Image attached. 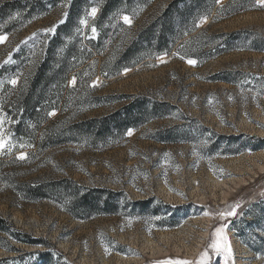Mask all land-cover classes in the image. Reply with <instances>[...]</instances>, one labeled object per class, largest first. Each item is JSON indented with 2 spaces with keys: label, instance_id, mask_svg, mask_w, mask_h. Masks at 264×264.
<instances>
[{
  "label": "rangeland",
  "instance_id": "rangeland-1",
  "mask_svg": "<svg viewBox=\"0 0 264 264\" xmlns=\"http://www.w3.org/2000/svg\"><path fill=\"white\" fill-rule=\"evenodd\" d=\"M8 1L13 0L0 4ZM171 1L156 0L140 8L133 20L127 15L130 24L120 15L117 22L128 28L99 62L122 51ZM226 2L219 0L217 7ZM65 10L62 5L5 36L0 58L34 32L54 26ZM96 14L90 11L82 19L83 30ZM212 17L208 28L209 20L199 23V39L160 56L164 59L144 60L106 80L98 74L85 102L107 97L110 103L99 109H72L62 120L104 117L133 97L167 104L165 117L130 130L131 135L128 131L115 146L62 145L23 165L0 166V217L48 244L60 264H126L129 259L138 264H197L204 253L205 264H264V173L259 171L264 166V6L256 0L239 12ZM204 46L212 57L199 52ZM75 85V79L69 80V87ZM83 90L72 94L74 102ZM145 110L150 112L147 106ZM21 156L25 159V153L17 159ZM240 174L252 181L223 200L213 182ZM63 179L115 196L121 193L112 200L123 205L115 215L80 220L52 200L30 204L15 194L20 184ZM197 195H204L203 203ZM221 228L231 252L227 260L224 251L212 247ZM11 242L26 252L45 248ZM154 247L163 253L153 254ZM11 256L0 251V259Z\"/></svg>",
  "mask_w": 264,
  "mask_h": 264
},
{
  "label": "trees",
  "instance_id": "trees-1",
  "mask_svg": "<svg viewBox=\"0 0 264 264\" xmlns=\"http://www.w3.org/2000/svg\"><path fill=\"white\" fill-rule=\"evenodd\" d=\"M218 1L172 0L122 51L109 55L104 64L99 59L104 58L105 51L128 28L117 22L120 15L133 20L137 10L150 7L156 0H13L0 4V34L4 36L18 32L36 17L47 16L62 5L66 7L61 20L49 28L54 27V31H36L0 58V117L5 135L0 166L23 165L28 158L62 145L88 149L115 146L128 131L139 130L148 121L165 117L167 104L133 97L131 102L104 117L78 122L62 120L72 109L84 105L90 110L99 109L110 103L107 97L85 102L86 95L92 93L89 84L98 74L110 79L144 60L170 55L174 49L177 51L199 39L202 33L199 23L207 19L210 21L207 28L211 26L213 13L233 14L256 0H242L239 5H235V0H227L222 7H217ZM93 8L97 14L94 19H88L89 24L83 30L80 21ZM205 50L204 46L199 52L212 57V52ZM26 70L29 72L25 73ZM71 79L76 80L74 87L68 86ZM12 80L17 84H12ZM81 90L84 95L74 102L72 94ZM145 105L150 112L145 110ZM55 114L58 115L53 118ZM21 153H25V159L19 160L17 155ZM15 194L30 204L52 200L62 205L69 216L80 220L115 215L123 205L112 200L121 193L115 196L68 179L20 184ZM11 241L45 248L26 252L12 246ZM0 251L14 255L1 258L0 264H60L54 260L48 244L20 232L2 217Z\"/></svg>",
  "mask_w": 264,
  "mask_h": 264
},
{
  "label": "snow or ice",
  "instance_id": "snow-or-ice-1",
  "mask_svg": "<svg viewBox=\"0 0 264 264\" xmlns=\"http://www.w3.org/2000/svg\"><path fill=\"white\" fill-rule=\"evenodd\" d=\"M258 3L261 6H264V0H258ZM96 9L93 8L92 9V13L95 14ZM63 22V21H61ZM124 22L126 24H130L131 21L129 20L128 17H124ZM81 24H84L85 21L81 20L80 21ZM55 27V26H54ZM54 27L52 29H48L47 31H54ZM93 32H95V29H93ZM6 39V37L2 34H0V43H2L4 40ZM187 63H189L190 65H194L196 63V61L194 60H188ZM12 84H15L16 81L12 80L11 81ZM129 135H131V131H129ZM5 144V135H4V130H3V117H0V149H2L4 147ZM21 159H23L24 157L21 156ZM232 213H227V215H231ZM223 232V229H217L216 235L219 237V240L214 241L212 244V247L215 248L217 251H224L226 253L225 259L227 260V258L231 255L230 249L227 245V240L226 237H223L220 235V233ZM207 255V253L202 254L200 261L197 262V264H205V256ZM184 264H188V262H184Z\"/></svg>",
  "mask_w": 264,
  "mask_h": 264
},
{
  "label": "bare ground",
  "instance_id": "bare-ground-1",
  "mask_svg": "<svg viewBox=\"0 0 264 264\" xmlns=\"http://www.w3.org/2000/svg\"><path fill=\"white\" fill-rule=\"evenodd\" d=\"M124 17H127V16H123V19H124ZM206 23H207V21H205ZM162 59H164V57H162V58H160V60H162ZM72 83H74L73 81H72ZM263 156V155H262ZM264 157V156H263ZM259 168V167H258ZM260 170V172H262V173H264V166L263 167H260L259 168ZM256 174V173H255ZM261 174V173H260ZM249 181H252V177H249V178H244V176L243 175H239V176H235V177H232V178H230V179H228V180H225V181H222V182H213L214 184H213V188H214V190H218L219 192H221V195L223 196V200H225L226 199V197L228 196V195H230V193L232 192V191H234L235 189H237V188H239V187H241V186H245V185H247V183L249 182ZM218 193V192H217ZM212 194V193H211ZM202 196V197H201ZM203 196L204 195H197V198L199 199V198H201V202L203 203ZM203 200V201H202ZM199 220H202V221H205V218H201V219H199ZM207 222V221H206ZM201 223V222H200ZM194 227H195V225H194ZM163 249H161V248H159V247H154V248H152L151 249V251L153 252V254H161V253H163V251H162ZM138 264L139 262H138V260L137 259H129L127 262H126V264Z\"/></svg>",
  "mask_w": 264,
  "mask_h": 264
}]
</instances>
